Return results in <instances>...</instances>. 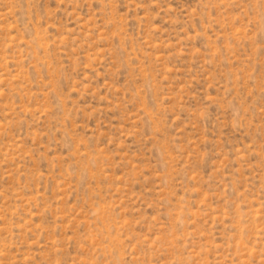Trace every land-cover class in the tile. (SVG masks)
<instances>
[{
  "label": "rangeland",
  "instance_id": "obj_1",
  "mask_svg": "<svg viewBox=\"0 0 264 264\" xmlns=\"http://www.w3.org/2000/svg\"><path fill=\"white\" fill-rule=\"evenodd\" d=\"M0 264H264V0H0Z\"/></svg>",
  "mask_w": 264,
  "mask_h": 264
}]
</instances>
